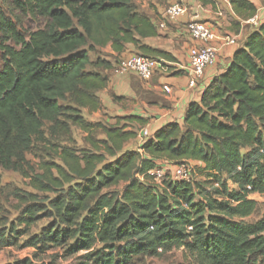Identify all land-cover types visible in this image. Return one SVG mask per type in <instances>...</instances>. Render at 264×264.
I'll use <instances>...</instances> for the list:
<instances>
[{"label":"trees","instance_id":"1","mask_svg":"<svg viewBox=\"0 0 264 264\" xmlns=\"http://www.w3.org/2000/svg\"><path fill=\"white\" fill-rule=\"evenodd\" d=\"M137 1L0 0V168L20 174L31 189L10 192L17 215L0 225V248L23 239L21 249H34L32 258L7 264H44L39 254L58 249L68 257L83 253L80 264H137L177 248L197 264H264V214L244 221L257 210L251 196L264 195V22L188 105L180 124L140 142L142 129L126 127H142L137 116L106 126L80 114L100 109L103 72H112L127 45L149 57L138 46L154 27ZM228 2L242 20L256 13L247 0ZM14 12L42 19L45 27L28 32ZM107 46L115 53L110 60L98 51ZM152 52L150 58L168 60ZM73 128L87 134L89 149L51 143L69 140ZM136 141L137 149H126ZM35 144L49 146L57 160L42 161L38 172L26 159ZM160 163L191 164L205 180L167 176L156 184L148 173Z\"/></svg>","mask_w":264,"mask_h":264},{"label":"crops","instance_id":"2","mask_svg":"<svg viewBox=\"0 0 264 264\" xmlns=\"http://www.w3.org/2000/svg\"><path fill=\"white\" fill-rule=\"evenodd\" d=\"M183 2L187 14L167 23L166 28L160 30L162 11L171 3ZM256 8V13L261 5V0H247ZM213 5H203L198 0H139L135 2L138 12L144 13L154 27V34L140 41V46L146 47L144 55L154 57L152 51H159L168 57L171 63L169 72L156 73L148 83H142L136 76H115L111 71H105L107 86L98 93V98L112 115L113 118L137 116L143 120L141 129L154 133L169 123H181L183 115L192 102H198L200 95L213 77L218 75L230 62L235 49L242 46L246 37L253 28L235 16L228 0L213 1ZM221 5V7L218 5ZM208 23L218 38L232 36L236 46H221L219 41L212 43L218 50L217 64L204 71L203 76L192 84V76L185 70L188 63V51L197 45L190 39L185 27L190 21ZM264 20V19H263ZM264 22V21H263ZM104 60L115 57L109 46L98 50ZM130 53H142L139 48L127 45L121 57ZM119 60V59H118ZM170 88V93L164 87ZM118 100L113 101V98ZM138 146V141H137Z\"/></svg>","mask_w":264,"mask_h":264},{"label":"rangeland","instance_id":"3","mask_svg":"<svg viewBox=\"0 0 264 264\" xmlns=\"http://www.w3.org/2000/svg\"><path fill=\"white\" fill-rule=\"evenodd\" d=\"M218 1L219 0H215ZM201 2V1H199ZM221 7L219 4L218 7ZM187 14V12H186ZM14 16L17 17L19 24L22 28L28 32H34L45 27V21L42 19H38L32 17L31 15L20 14L19 12H14ZM101 54V53H100ZM96 55L91 54L90 59H95ZM1 58V56H0ZM1 64V59H0ZM88 70H93L90 66L87 67ZM97 71V70H96ZM80 114L84 120L90 123H101L106 126L113 125L115 123V119L112 117L110 112L102 106L100 102V109L95 112H89L86 109L80 110ZM123 125V124H121ZM127 130H133L139 133L140 128L134 123L128 122L126 124ZM87 134L80 131L77 128H73L71 130V136L69 140L65 138H58L54 141H51L52 144H70L74 148L81 149H89V146L84 142V138ZM93 137L96 139H101L103 136L97 132H92ZM139 144V141H138ZM35 147L30 153L26 155L27 161L30 163L31 167L34 171L38 172L39 163L42 161H57L51 148L45 144L41 146L39 144H35ZM126 149H137V141L136 143H132L130 145H126ZM110 161V158H107ZM192 178L194 181H202L205 180L204 176L200 175L199 172L195 171L192 174ZM22 189L25 191H30L31 189L28 187V181L23 179L20 174L15 172L6 171L0 168V225L4 223L11 222L17 215L16 211V202L10 196V192L13 189ZM229 188L233 189L232 185H229ZM250 200H253L257 204V210L253 215L244 219L245 222H256L259 220L264 212L262 205L264 204V195H252ZM7 221V222H6ZM46 223L41 222L38 224V228L44 226ZM38 228L32 229V233L38 231ZM22 240H20L17 246L10 248H0V264H7L16 260L24 259V258H32V254L34 253V249L26 248L21 249L20 245L22 244ZM83 253L77 254L75 256H65L63 250H51L46 254H39L38 258L41 263L44 264H80L83 262L82 259ZM137 264H197L194 260L193 256L186 251L184 248H177L171 250L165 256L161 258H145L141 260Z\"/></svg>","mask_w":264,"mask_h":264},{"label":"built area","instance_id":"4","mask_svg":"<svg viewBox=\"0 0 264 264\" xmlns=\"http://www.w3.org/2000/svg\"><path fill=\"white\" fill-rule=\"evenodd\" d=\"M215 1V0H212ZM187 8L183 2H174L165 7L160 17L161 21L158 25L160 30L166 28L167 23L177 20L186 15ZM264 19V0L251 18L246 23L252 28L258 27L263 23ZM185 31L192 41L197 45L192 46L188 51V63L185 70L192 76V84H196L208 68L216 65L218 60V50L212 46V43L219 41L221 46H236V40L232 36L218 38L212 27L202 21H190L185 27ZM172 64L159 58L145 57L136 53H130L127 56L119 58L118 62L113 65L112 73L115 76L134 75L141 82L148 83L156 73H168ZM164 91L169 94L170 88L165 86ZM150 132L142 129L138 135L139 141L148 138ZM192 165L181 164L175 167H169L158 164L152 171L148 173L149 177L156 184H161L163 180L170 176L172 180L191 181Z\"/></svg>","mask_w":264,"mask_h":264}]
</instances>
